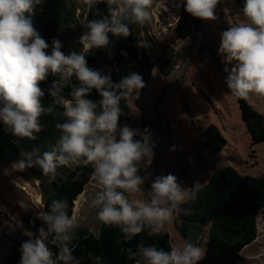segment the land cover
Here are the masks:
<instances>
[{"label": "clouds", "instance_id": "1", "mask_svg": "<svg viewBox=\"0 0 264 264\" xmlns=\"http://www.w3.org/2000/svg\"><path fill=\"white\" fill-rule=\"evenodd\" d=\"M181 2L192 16L215 19L219 0ZM43 3L0 0V123L11 135L35 141L44 128L43 115L60 106L64 117L55 125L59 135L49 149L42 151L34 146L25 150L15 166L21 171L37 168L52 182L61 166L91 165L98 190L90 207L96 210L97 219L119 228L126 240L145 231L150 236L160 234L165 224L181 212L189 213L181 206L197 198L200 184L186 187L174 174L158 175L144 197L148 177L140 172L153 163L155 156L151 132L119 124L121 101L138 95L145 86L143 77L131 72L116 82L111 69H93L86 59L91 50L108 48L109 34L127 38L131 25L150 22L153 0H81L89 12L106 4L108 14L85 17L81 24L86 31L79 38L82 50L67 53L60 39H53L50 45L33 25V16ZM242 12L244 21L232 24L220 35L218 52L225 64V83L237 97L264 96V0H243ZM139 46H146V42L140 40ZM122 54L127 56L126 51ZM50 74L58 79L47 90L52 105L46 107L40 82ZM65 87L70 88L67 96L63 94ZM94 89L101 97L98 102L89 98ZM169 151H175V146ZM67 208L65 199H52L39 213L46 227L41 226L37 235L25 232L29 239L21 244L19 264H82L73 255L79 225ZM49 243L58 251L54 253ZM128 256L134 264H200L204 250L189 240L170 246L168 251L141 242L135 251L128 250ZM92 259L94 264H104L100 256Z\"/></svg>", "mask_w": 264, "mask_h": 264}, {"label": "rangeland", "instance_id": "2", "mask_svg": "<svg viewBox=\"0 0 264 264\" xmlns=\"http://www.w3.org/2000/svg\"><path fill=\"white\" fill-rule=\"evenodd\" d=\"M181 0H153L151 20L138 25V33L146 42L149 52L158 58L172 48L176 52L173 68L165 75L156 68L146 89L128 101L130 119L120 122L141 131L148 128L155 144L153 163L140 172L145 181L144 197L147 198L151 182L158 175L174 174L182 186L199 187L211 176L228 166L243 175L259 176L264 173V143L254 144L246 123L242 119L239 98L225 83L227 73L219 54L220 35L232 24L244 21L243 0H219L215 19H208L204 41L195 37L178 39L175 25L181 11ZM101 15L108 14L106 4H99ZM87 11H79L82 21ZM57 38L62 50L70 52L64 32ZM235 62H233L234 64ZM233 65H228L231 68ZM264 117V96L250 94L245 98ZM164 104V109L159 104ZM210 124L217 125L228 144L219 153L201 147L199 135ZM139 138V137H137ZM175 146V151H169ZM16 162L0 167V264H7L6 257L13 252L19 240L29 239V231L36 235L23 220L24 214L36 218L44 210L40 181L28 169L19 170ZM98 190L92 177L75 202L73 216L79 230L98 233L101 222L90 201ZM210 224L202 229H191V242L206 251ZM171 235L172 245L186 240L178 228V216L165 224ZM257 238L243 254L246 264H264V211L257 216Z\"/></svg>", "mask_w": 264, "mask_h": 264}, {"label": "trees", "instance_id": "3", "mask_svg": "<svg viewBox=\"0 0 264 264\" xmlns=\"http://www.w3.org/2000/svg\"><path fill=\"white\" fill-rule=\"evenodd\" d=\"M40 8L43 11H40ZM96 9L99 10L98 7ZM96 9L88 11L86 17L99 18L101 13L100 10L97 13ZM81 10L87 11L81 0H44L33 16V25L50 45L52 40L57 38L58 32L62 31L69 42L70 51H80L82 45L79 38L86 31L81 24ZM207 21L208 19L192 16L184 9L182 3L174 29L175 34L182 40L195 37L197 32L205 30ZM131 28V34L127 38L109 34L111 43L108 48L93 49L86 55V59L88 66L93 69H111L112 79L116 82L131 72L141 74L145 86L139 90L140 93L148 86L156 68L165 75L169 74L176 52L169 48L164 55L154 58L147 46H139V41L143 39L138 33V24L131 25ZM122 51H126L127 56L123 55ZM56 79L57 76L50 74L47 80L40 82L45 91L42 102L46 107L52 105V98L47 90ZM69 91L70 88L65 87L63 94L67 96ZM131 97L121 101L122 115L119 124L122 120L131 118L128 105ZM89 98L97 102L101 99L95 89L89 94ZM239 107L253 143H264L263 115L245 98H239ZM62 112V107L54 106L53 112L41 117L44 128L37 134L35 141L11 135L0 123V167L5 163L18 162L21 152L34 146H39L42 151L48 150L59 135L55 125L63 121ZM199 139L201 147L212 153L221 152L228 144L227 138L215 124L205 127ZM28 169L40 181L44 209L50 205L52 199L63 198L68 203L67 211L70 216H73L76 199L93 177L91 165L75 168L61 166L58 168L56 180L52 182H49V178L39 169ZM181 207L190 210L188 214L181 212L178 215V228L186 240L190 241L189 231L192 228L203 230L210 224L206 251L200 264H246L243 250L256 240L257 216L259 212L264 211V173L259 176L243 175L233 166L225 167L215 172L210 180L200 187L195 200ZM23 220L36 235L41 226L46 227L42 220L29 214H24ZM27 240L18 241L13 252L6 257L7 264H19L21 244ZM141 242L145 245H155L165 251L170 250L172 246L171 235L166 228L157 235L150 236L145 231L131 240H126L119 228L101 223L98 233L87 230L75 232L73 244L76 247L73 255L80 258L82 264H94L92 258L96 256H100L104 264H134V260L128 256V250L135 251L137 244ZM48 246L54 253L58 251L55 245L49 243Z\"/></svg>", "mask_w": 264, "mask_h": 264}, {"label": "built area", "instance_id": "4", "mask_svg": "<svg viewBox=\"0 0 264 264\" xmlns=\"http://www.w3.org/2000/svg\"><path fill=\"white\" fill-rule=\"evenodd\" d=\"M196 37H197V39H198L200 42H201V41H204V37H205V36H204V31H202V32H197V33H196ZM164 107H165V106H164L163 103H160V104H159V108H160V109L163 110Z\"/></svg>", "mask_w": 264, "mask_h": 264}]
</instances>
